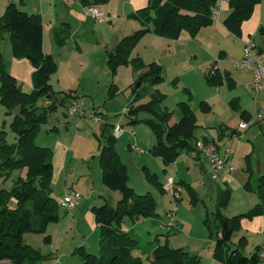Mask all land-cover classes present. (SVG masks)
Here are the masks:
<instances>
[{"label": "rangeland", "instance_id": "obj_1", "mask_svg": "<svg viewBox=\"0 0 264 264\" xmlns=\"http://www.w3.org/2000/svg\"><path fill=\"white\" fill-rule=\"evenodd\" d=\"M42 1L50 12L57 9L55 12L58 14L60 11L64 12L63 7L72 5V3L68 4L71 0H68V6L58 0ZM1 4L0 15L6 8V6L3 8ZM256 5L258 7L261 5L260 13L257 7L255 12L253 10L250 18L242 22V24L249 20L251 24L254 20L258 22V26L254 27L249 36L243 32L242 24L240 36L230 32L221 21L226 13H221L219 21L202 26L200 29L206 28L207 32H202L198 37L196 36L198 31L195 39L188 31H183L178 39L163 37L165 42H159L155 37L162 36L148 32L141 36L132 50L134 55L139 52V55L142 56L139 57L144 64L153 61L160 64L164 75V79L154 87L146 82L141 83V86L138 87L142 94L139 102L148 101L150 92L159 88L165 94L160 105L162 108L174 110L171 119V122H174L179 118V114L175 110L176 103L187 100L199 125L195 131L197 138L192 139L194 146L197 140L204 136L209 140L214 138V142L219 144L223 156L224 141L230 138L226 135L223 136L225 140L220 138V127H228L230 131L233 128L239 129L240 135L234 134L230 139V157L227 165H231L233 171L230 173L221 171L215 180L210 179L209 161L203 157L196 160L197 162L204 160L202 164L205 165L206 172H203V169L196 165L194 159L191 158L192 151L181 153L175 162L166 165L160 156H154L151 152L156 138L150 126L144 122L127 123L124 112L134 97L133 88L139 84L138 76L145 69L136 71L131 65H121L112 75L107 65V53L103 42L109 40L113 36V32L125 35L141 28L139 20L131 16L136 10L129 12L123 18H114L105 27L98 28L97 33L101 40L98 46L92 47L80 42L83 48L82 54L76 44L69 40L61 52L56 46H45L48 50L53 49L52 53H47L51 55L56 64L55 70L49 77L52 89L55 92L67 93L69 96H66L65 105L59 106L49 116L48 123L39 128L35 137L37 140L43 137L47 142L52 140L53 146H55L54 141L61 138L67 145H72L71 153L75 161H72L70 166L74 167L75 172L69 178L73 186L80 190L85 198L88 193L87 183L95 180V174L100 170L98 153L99 145L104 142V134H102L104 127L107 132L115 124L122 125L123 132L119 136L120 138H116L114 147L121 161L127 165L128 184L136 194L150 192L155 199L158 213V216L154 218L124 217L122 220V225L138 240L140 249L134 248L133 255L139 256L140 264H152L148 252L152 247L160 245H166L168 248H182L197 254L200 259L199 264H220L221 262L213 255L217 227L212 212L215 208L217 189L228 188L230 191L229 200L223 208V214L226 216L246 211L258 201L256 193L246 190L244 184L247 181L254 184L257 171L264 168V134L262 133L264 130L262 132L254 131L253 135L249 137L248 133L241 129L243 119L240 117V113L247 109L253 116L252 119L254 118L252 123L259 120L258 112L261 109L264 110V83L262 89L258 93L255 92L251 82L252 70L236 68L232 63L234 59L242 58L246 42L254 41L258 46H264V0H260ZM95 7L98 8L97 5ZM104 17L101 20L94 19L105 22ZM56 18H59L56 27L68 24L70 32L68 21H65V18L62 19L63 17L60 15H57ZM40 19L42 23L41 15ZM49 19L52 20L53 16ZM114 43L112 41V47ZM9 47L7 39L0 34V52L4 62L7 67H11L16 72L14 69L16 65L10 58L12 56ZM258 60L264 61V53L258 54ZM214 63L221 67L222 71H228L231 76L221 85H210L204 77L205 72ZM18 77L17 81L21 84L22 89L30 91L31 86L26 81L27 79L31 80L30 73L19 71ZM57 77L60 79L58 80ZM108 89L111 93L108 92ZM61 95L64 96V94ZM75 97L76 102L73 99ZM234 99L235 105L232 104ZM201 101H205L209 108L203 110L200 105ZM74 103L79 108L78 112L70 108ZM16 109L7 113V108L0 102V129L6 132L5 137L8 143L15 141V133L12 131L10 123L17 112ZM137 118L152 117L148 113L140 112ZM262 120L264 118L259 121ZM53 125H56L58 131L51 130ZM128 142L135 144L136 148H131ZM45 146L50 147L48 144ZM50 148L52 149V147ZM138 149L143 152H138ZM75 156H79V159ZM82 156L85 157L82 159ZM146 171L153 175L157 183L148 179ZM169 176L174 180L177 188L176 194L179 195L178 199L172 195L170 190H161L158 186L160 181L165 184ZM0 181H2L1 178ZM11 184L12 177L0 187H9ZM108 191L109 195H106L107 202L105 203L115 206L117 201L114 200L111 193L118 195V192ZM53 195L59 204L63 196L62 190L55 189ZM95 198H98V192L95 193ZM174 206H176L174 218L176 226L169 230L167 213ZM58 208L60 216L64 209L60 204ZM97 229L99 234V227ZM243 231L241 229L236 233L232 240L236 241ZM46 234V232L40 234L29 232L24 235V239L28 242L35 240L45 246L50 242L44 241ZM247 236V243L243 248L246 255L249 256L256 246H260L264 250V230L252 231ZM44 250L46 249L44 248ZM98 254L97 250L96 255ZM71 258L70 264H85L78 252L74 253ZM62 262L67 264L64 259ZM6 263L9 264L8 261ZM29 263L25 262V264Z\"/></svg>", "mask_w": 264, "mask_h": 264}, {"label": "trees", "instance_id": "obj_2", "mask_svg": "<svg viewBox=\"0 0 264 264\" xmlns=\"http://www.w3.org/2000/svg\"><path fill=\"white\" fill-rule=\"evenodd\" d=\"M108 1L81 0V3L91 6ZM215 1L148 0L146 6L131 15L139 20L142 27L122 37L111 49L106 50L107 65L112 75L121 65H131L136 71L145 69L138 76L139 85L133 88L134 97L124 114L127 123L144 122L150 126L156 138L151 152L154 156H160L166 165L175 162L181 153L195 149L192 139L196 137L195 131L199 125L187 100L176 103L175 110L179 118L171 124L174 110L161 107L160 103L165 96L162 92L155 89L150 92L148 101L139 102L142 98L138 88L141 83L154 86L164 79V75L160 65L155 62L144 64L139 56H131V53L141 36L148 32L178 39L183 31H188L195 37L202 26L213 22L210 15ZM259 1L229 0L230 10L222 21L223 25L234 35L240 36L242 22L250 18ZM0 34L6 35L12 56L27 59L34 68L31 75L32 88L24 91L9 72L0 52V102L7 108V113L17 108L10 123L15 141L8 143L6 132L0 129V185L12 177L9 187H0V262L5 260L9 264H25L48 256L25 242L24 235L29 232L45 233L47 226L59 219V204L52 195L51 185L53 150L37 145L35 135L42 125L48 123L49 116L59 106L65 105L69 94L55 92L49 82L56 64L51 55L43 51V27L39 14L21 10L15 2L10 1L0 15ZM68 34V24L54 28L52 35L55 44L61 47ZM256 45L259 54L264 53V46ZM204 77L210 85H221L230 75L226 71H220L214 63ZM108 92L111 93L110 89ZM235 103L234 99L232 104ZM200 105L203 110L209 108L205 101H201ZM140 112L148 113L152 118L139 119L137 115ZM240 117L248 122L251 114L242 110ZM51 130H56V125L51 126ZM233 132L234 129L231 130ZM102 134L104 142L99 145L98 153L101 182L107 189L117 191L121 196L115 206L103 203L91 207L100 230L99 254L89 253L83 247L77 248L76 252L82 256L85 264H140L139 256L133 255L134 248L140 249L138 240L129 231L122 229V220L124 217H157L156 202L150 192L136 194L129 186L127 167L115 150L116 138L112 135V128L106 132L104 127ZM222 134L220 131L219 136ZM202 140L214 142L206 137ZM146 176L151 181H156L149 171H146ZM158 186L162 190L160 182ZM244 188L256 193L258 201L248 210L232 216L223 214V208L230 197L229 189L218 188L216 191L212 213L217 236L213 255L222 264H264V259L259 255L263 251L260 246H256L248 256L243 250L247 237L241 234L236 241L232 240L242 228V219L264 217V172L257 175L254 184L247 181ZM49 240L46 235L44 241ZM148 256L152 264H199L200 261L197 254L182 248H168L166 245L152 247Z\"/></svg>", "mask_w": 264, "mask_h": 264}, {"label": "crops", "instance_id": "obj_3", "mask_svg": "<svg viewBox=\"0 0 264 264\" xmlns=\"http://www.w3.org/2000/svg\"><path fill=\"white\" fill-rule=\"evenodd\" d=\"M10 1L15 2L17 7L21 10H24L28 13L41 15L42 23H43L42 48H43L44 53H47V52L52 53V51H53L52 48H50L51 50L46 49L45 48L46 45H49V46L51 45L54 47L56 46L57 48H59L58 50L61 52L66 47L68 40H69L70 42H74L76 44V47H77V49H79L81 54L83 53V48L80 45V42H82L81 44H84V45L88 44L92 47L99 45L101 40H100V37L97 33L98 28L105 27L108 23H110L112 21V19L123 18L129 12H131L133 10H137L139 8H142V7L146 6L148 3V0H109L105 4L97 5L98 9H100L102 12H104V15H105L104 19H106V21L104 22V20H102V21L95 20L94 17L91 16L90 13L88 12L87 6H85L81 3V0H71L69 3H68V0L67 1L58 0V1L63 2L65 5H67V3L68 4L72 3L71 6L67 5L68 7H63L64 12L61 13V11H60V14L55 12L57 9H55L54 12H50L48 10L49 8L45 7L42 0H36V1L31 0L30 2L28 0H0V3H2L1 6L3 8H5V6ZM260 6L258 7L256 5L254 7V12L256 11V8L258 7V12L260 13ZM229 10L230 9H229L228 3H227L222 9V13H226V15H227ZM2 13L3 12H1V14ZM51 15L53 16L52 20L49 19V17H52ZM57 15H60V17H63L62 19L65 18L66 19L65 21H68L67 23H69V25H70V32H69L68 36L66 37V41L64 42V44L61 47H58L55 44V42L53 40V35L51 37V30L53 32V29L56 28L57 19H59V18H56ZM224 18L225 17H223L221 19V21H223ZM259 21H260V17H259ZM257 26H258V22L256 20H254L252 22V24L250 23V20H249V21L242 24V30H243V32L247 33V36H249L251 34L252 30L254 29V27L256 28ZM207 30L208 29H206V28L200 29L196 36H198V37H199V35L201 36L202 32L205 33V31L207 32ZM126 35H128V34L123 35V34H118L117 32H116V34H114V32H113V36L109 40H105V42H103L104 43L103 46L105 47V50H108V48H110V49L112 48V46H111L112 41L115 42L114 43V45H115L122 37H124ZM3 37L5 39H7L6 35H4ZM155 38H158L159 42H165V38H163V37L157 36ZM188 38L191 39V37H188ZM192 38H194V37H192ZM7 41H8V39H7ZM8 43H9V41H8ZM10 52H11V49H10ZM11 56H12V54H11ZM131 56H141V55H139V52H137L135 55L133 53H131ZM10 58H12L11 59L12 62L16 65L14 68V69H16V72H15V70L11 69V67L10 68L8 67L10 69L9 72L17 80H19V77H18L19 71H23L25 73H30V76L32 75L34 68L32 67V65L30 64V62L27 59H25V58L17 59V58H14L13 56ZM153 62H155V61H153ZM158 65H160V64H158ZM217 67L220 69V71H222L221 67H219V66H217ZM226 72H228V71H226ZM25 77H28V76H25ZM230 78H231V76H230ZM57 79L59 80L60 77H57ZM26 81L32 88V79L30 81H29V79H27ZM155 89L159 90V88H155ZM133 96H134V94H133ZM73 99L76 102V97ZM244 110L249 112L247 109H244ZM252 117L253 116L251 115V119L248 121L249 126L245 130V132L248 133L249 137H251L253 135L252 132H254V131L262 132L264 130V120H262V121L258 120V121H255L254 123H252L254 121V118L252 119ZM177 120L178 119H176L174 122H176ZM174 122L170 121V124L174 123ZM233 129H234V132L231 133V131L228 127H225V126L220 127V131L223 133L220 138H223V136L226 135L231 139L234 136V134L240 135V131L238 128H233ZM55 131H58L57 127H56ZM230 139H228V140H230ZM212 140L214 141V138H212ZM51 142H52V140L50 142L45 141L43 139V137L38 138V140L35 137V143L37 145L45 146L48 144L50 147H52V149H54L53 150V159H52L53 174H52V180H51L52 181V184H51L52 185V195L54 194L55 189L57 191L62 190L63 195L68 190H71V189H74V190H77L80 192V190H78L76 187L73 186V184L69 178L75 172V170L73 169L74 167L72 168L70 166L72 161H75L73 154L71 153L72 145H70V144L67 145L64 142L63 138L55 140L54 141L55 146H53V144H51ZM128 145L130 146L132 144L128 142ZM217 145L219 147V144H217ZM53 147H55V148H53ZM230 147H231V140H230ZM75 157H78V159H79V156H75ZM83 157H85V156H82L81 158L83 159ZM231 158H232V153H231ZM197 159H194V162L196 163V165H199L203 169V172H206L205 167H204L205 165L202 164L204 160L197 162L196 161ZM261 172H264V168L259 169L257 171V175L260 174ZM154 173H156V172H154ZM96 176H97V178H96ZM128 183H129V181H128ZM160 183L162 184L161 181H160ZM87 187H88L87 197L83 198V194L80 192L81 198L79 200L77 207L73 211L67 212V211L63 210V212H61V215L59 216L58 221L50 223L47 226V229L45 232L47 233L46 235L49 236V239H50L49 240L50 242L48 244H45V246H43L40 244V242H36L35 240H29V242H28L25 239V242L30 244L33 248L39 250V252H41L42 254L48 256V258H45V259H42L39 261H35V262H30L29 264H63L62 259H64V261H66L67 264L68 263L70 264L72 261L71 257H73V254L76 253V249L79 247H83L85 251L92 253V254H96L97 250L99 251V244H98L99 234H98V229H97L98 224L95 221V217L91 211V207L95 206V205H101V204L107 202L106 195H109V191H108L109 189H107L101 182V171L100 170H98L97 173L95 174V180H92L91 182L87 183ZM97 192H98V198L96 199L95 193H97ZM113 192H117V191H113ZM111 194H113V198L116 201H118L120 196H121L119 192L117 193L118 195H115V193H111ZM255 203H257V201ZM67 214H70V215H67ZM241 227H242L241 229L244 230L243 232H241V234L245 235L248 239V236H247L248 233H250L252 231L264 230V217L263 216H256L252 220L251 219H242ZM122 229L127 231L123 225H122ZM54 240H57V241H54ZM43 247L46 250H44ZM6 262L7 261H5V260L1 261L0 264H7Z\"/></svg>", "mask_w": 264, "mask_h": 264}, {"label": "built area", "instance_id": "obj_4", "mask_svg": "<svg viewBox=\"0 0 264 264\" xmlns=\"http://www.w3.org/2000/svg\"><path fill=\"white\" fill-rule=\"evenodd\" d=\"M61 1H67V0H61ZM229 0H216L212 10H211V15L210 19L213 22L219 21L220 15L222 13L223 7L228 3ZM88 12L98 20H101L105 15L104 13L96 8L95 6H89L88 7ZM258 50H257V45L254 41H248L244 45L243 48V56L240 60L234 59L232 63L236 68L239 69H250L253 72L252 75V86L255 92H259L262 89L263 83H264V61L260 62L258 60ZM75 102V101H74ZM77 104L74 103L72 105V110L75 112H78V107L76 106ZM260 119L264 118V110L261 109L258 112V116ZM248 128V122L244 121L241 123V129L246 130ZM123 132V127L121 124H115L112 128V135L117 138L119 137ZM131 148H136L135 144L130 145ZM224 155L222 156V153L220 151V148L215 142L208 141L205 142L202 139H198L195 145V149L192 150L191 157L193 159H200L203 157L204 159H207L210 163V179L215 180L218 176V174L221 171L230 173L233 171V167L231 165H227V162L230 157V140H226L224 142ZM138 152H143V150L138 149ZM162 189L165 191L170 190L172 192V195L178 199L179 195L176 194V186L174 183V180L171 176H169L166 180L165 184H162ZM81 198V193L77 190L71 189L68 190L61 198V201L59 202L60 206L62 209H64L67 212L73 211ZM175 211H176V206L172 207L168 211V217L169 221L167 223V226L169 228L175 227ZM260 258L264 259V251H261L259 253Z\"/></svg>", "mask_w": 264, "mask_h": 264}, {"label": "water", "instance_id": "obj_5", "mask_svg": "<svg viewBox=\"0 0 264 264\" xmlns=\"http://www.w3.org/2000/svg\"><path fill=\"white\" fill-rule=\"evenodd\" d=\"M139 85V84H138Z\"/></svg>", "mask_w": 264, "mask_h": 264}]
</instances>
